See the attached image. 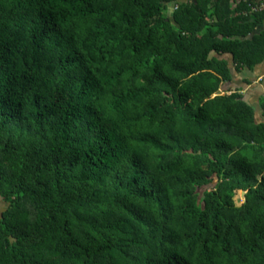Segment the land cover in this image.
Segmentation results:
<instances>
[{"label":"trees","instance_id":"obj_1","mask_svg":"<svg viewBox=\"0 0 264 264\" xmlns=\"http://www.w3.org/2000/svg\"><path fill=\"white\" fill-rule=\"evenodd\" d=\"M239 1L0 0V264H264Z\"/></svg>","mask_w":264,"mask_h":264},{"label":"crops","instance_id":"obj_2","mask_svg":"<svg viewBox=\"0 0 264 264\" xmlns=\"http://www.w3.org/2000/svg\"><path fill=\"white\" fill-rule=\"evenodd\" d=\"M187 1V0H183ZM241 1V0H240ZM239 1V2H240ZM249 3H256L260 0H242ZM169 8L170 15L174 12L175 7ZM233 9L237 7V4L233 2L232 4ZM245 16L250 15L251 13L248 10L244 12ZM264 30V21L261 23L260 27H258V31ZM231 71L233 75V80L230 83H227L224 88L225 89H232L233 91L238 90L244 96L246 102H248L255 110L257 119H260V122H264L262 117H264V109L262 107V99L264 98V61L258 64L255 69L250 70L248 68L243 69L241 72H237L235 69L233 59L229 56ZM5 203L0 199V208L1 205ZM6 207V206H5ZM5 207L0 209V214L4 211Z\"/></svg>","mask_w":264,"mask_h":264},{"label":"built area","instance_id":"obj_3","mask_svg":"<svg viewBox=\"0 0 264 264\" xmlns=\"http://www.w3.org/2000/svg\"><path fill=\"white\" fill-rule=\"evenodd\" d=\"M249 7L253 15L264 13V0L257 1L256 3L252 2L249 4Z\"/></svg>","mask_w":264,"mask_h":264},{"label":"rangeland","instance_id":"obj_4","mask_svg":"<svg viewBox=\"0 0 264 264\" xmlns=\"http://www.w3.org/2000/svg\"><path fill=\"white\" fill-rule=\"evenodd\" d=\"M171 7H173V5H171ZM258 120H260V119H258ZM262 120H264V117H262ZM238 199H239L240 203L242 204V203H243L244 196L241 194V195L238 197ZM5 206H6V204H5V205L2 204L0 209H2V207H5Z\"/></svg>","mask_w":264,"mask_h":264},{"label":"water","instance_id":"obj_5","mask_svg":"<svg viewBox=\"0 0 264 264\" xmlns=\"http://www.w3.org/2000/svg\"><path fill=\"white\" fill-rule=\"evenodd\" d=\"M223 94H224V92L222 90H219L217 92V95H223ZM245 195H246V192H243V196H245Z\"/></svg>","mask_w":264,"mask_h":264}]
</instances>
